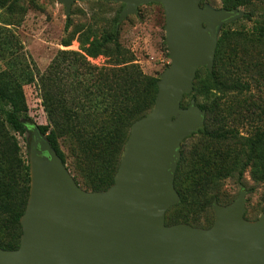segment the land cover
<instances>
[{"label": "water", "instance_id": "water-1", "mask_svg": "<svg viewBox=\"0 0 264 264\" xmlns=\"http://www.w3.org/2000/svg\"><path fill=\"white\" fill-rule=\"evenodd\" d=\"M68 16L74 2L123 4L117 22L139 6L159 4L169 65L159 74L152 108L130 125L113 183L85 191L69 177L50 144L33 128L29 193L14 250L0 248V264H264V214L243 218L244 191L211 208L208 229L165 225L179 202L174 172L179 147L198 131L205 111L191 93L196 72H212L217 29L243 11L214 9L202 0H58Z\"/></svg>", "mask_w": 264, "mask_h": 264}, {"label": "trees", "instance_id": "trees-1", "mask_svg": "<svg viewBox=\"0 0 264 264\" xmlns=\"http://www.w3.org/2000/svg\"><path fill=\"white\" fill-rule=\"evenodd\" d=\"M207 1L202 0L201 4ZM217 1L220 8L228 11L243 9L241 19L250 24L241 25L238 19L221 26L212 72L199 68L187 95L205 111V119L195 133L201 135L198 147H202L196 160L194 152L180 150L174 188L183 199L186 179L183 175L191 178L197 161H201L202 177L193 181L201 187L216 185L235 173L240 176L246 168L253 180H264V127L253 118L257 105L244 98L252 89L264 93V0ZM18 4L19 0H0V9L11 12ZM70 41H63V45L68 46ZM78 43L80 52L59 51L39 79L48 123L37 125V129L63 163L65 156L58 138L69 143L72 157L69 165L79 187L101 191L113 183L130 125L152 108L158 77L142 74L131 63L128 50L117 42L114 31L99 35L80 33ZM16 45L11 31L0 28V60L10 57ZM251 53L255 54L254 61L248 59ZM111 55V68L93 67L86 60ZM229 93L236 103V113L252 116L248 134L241 135L237 129L226 127L230 108L224 98ZM239 96L242 104L237 100ZM26 112L21 86L10 72L0 71V248L3 250L19 246L22 234L19 219L28 199L29 165L19 155L13 137L26 132L21 122L27 117ZM211 165L213 168L207 169ZM179 206L166 211V225L177 222L172 212Z\"/></svg>", "mask_w": 264, "mask_h": 264}, {"label": "rangeland", "instance_id": "rangeland-1", "mask_svg": "<svg viewBox=\"0 0 264 264\" xmlns=\"http://www.w3.org/2000/svg\"><path fill=\"white\" fill-rule=\"evenodd\" d=\"M205 3L211 8H220L217 0H208ZM18 5L11 12L0 9V28L11 31L17 42L15 52L10 57L0 60V71L10 72L21 86L27 111V117L22 118L21 122L26 128V132L23 135L14 134L13 137L19 155L27 161L28 165L31 161V140L35 139L32 129L37 128V125H47L48 123L39 79L49 70L52 60L59 51L80 52L78 43L80 33L99 35L114 31L117 42L128 50L131 63L136 65L144 75L159 77V74L170 63L166 47L163 45L164 15L159 4L139 6L136 14L126 16L120 22H117V18L123 8L121 3L74 2L68 16L65 15L64 7L58 0H19ZM238 10L243 11V9ZM238 19H240L239 24L241 25L248 26L250 24L246 20ZM220 29H217V38ZM68 39L71 40L70 44L64 46L63 41ZM254 55L251 53L248 59L253 58L252 61H254L256 59ZM86 60L93 67H113V55L111 57L87 58ZM185 96L181 102L183 108H186L191 100L190 96ZM244 98L257 105L253 108V118L258 119V122L264 127L263 91L252 89L250 95H246ZM233 100L231 93L224 98L226 107L230 108L227 112L226 127L237 129L241 135L248 134L252 125L250 122L252 116H247L249 114H244V112L243 114L241 112L236 113V103ZM237 100L242 104V97L239 96ZM242 107L246 108L245 105ZM195 133L180 144L178 162L181 157V149L194 152V160H196L199 151L202 150V147H198L201 135ZM41 138L44 141L47 140L42 134ZM58 145L65 156L62 165L75 183L74 173L69 165L72 160L70 145L61 137L58 138ZM200 164L201 161L196 162L194 175H191L189 173L191 170H188L187 175H191V178L183 175L186 177L184 199L179 196V202L175 205L180 204V206L172 212L177 222L170 225L185 224L194 228L208 229L214 222L212 202L215 201L220 206H227L233 202L241 190L245 193L243 218L248 222H255L260 214H264V180H253L249 169L246 168L240 176L235 173L234 177L223 178L216 185L207 184L201 187V185L194 183L202 177ZM216 164L217 162H215ZM213 166L211 165L207 169H212ZM176 173L177 165L174 178ZM182 217L185 218V221ZM170 225L167 224V226ZM3 236L5 237V234Z\"/></svg>", "mask_w": 264, "mask_h": 264}, {"label": "flooded vegetation", "instance_id": "flooded-vegetation-1", "mask_svg": "<svg viewBox=\"0 0 264 264\" xmlns=\"http://www.w3.org/2000/svg\"><path fill=\"white\" fill-rule=\"evenodd\" d=\"M242 191V190H241Z\"/></svg>", "mask_w": 264, "mask_h": 264}]
</instances>
